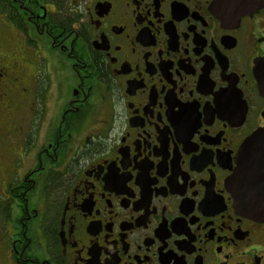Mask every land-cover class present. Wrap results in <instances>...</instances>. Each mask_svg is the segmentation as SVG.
Segmentation results:
<instances>
[{
    "label": "flooded vegetation",
    "instance_id": "af4514ba",
    "mask_svg": "<svg viewBox=\"0 0 264 264\" xmlns=\"http://www.w3.org/2000/svg\"><path fill=\"white\" fill-rule=\"evenodd\" d=\"M0 0V264H264L226 180L264 129V4Z\"/></svg>",
    "mask_w": 264,
    "mask_h": 264
},
{
    "label": "water",
    "instance_id": "95a60500",
    "mask_svg": "<svg viewBox=\"0 0 264 264\" xmlns=\"http://www.w3.org/2000/svg\"><path fill=\"white\" fill-rule=\"evenodd\" d=\"M263 4L264 0H214L212 9L222 20H233ZM226 185L241 212L264 221V129L244 140Z\"/></svg>",
    "mask_w": 264,
    "mask_h": 264
}]
</instances>
